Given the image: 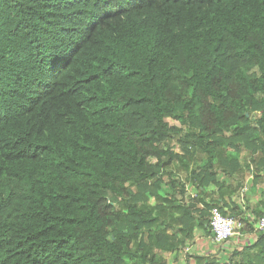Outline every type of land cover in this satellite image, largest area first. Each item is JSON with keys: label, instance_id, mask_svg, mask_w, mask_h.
Here are the masks:
<instances>
[{"label": "trees", "instance_id": "16d2710c", "mask_svg": "<svg viewBox=\"0 0 264 264\" xmlns=\"http://www.w3.org/2000/svg\"><path fill=\"white\" fill-rule=\"evenodd\" d=\"M226 147L258 183L264 0H0V264H181L180 176ZM254 236L185 259L264 264Z\"/></svg>", "mask_w": 264, "mask_h": 264}, {"label": "crops", "instance_id": "0c3cea01", "mask_svg": "<svg viewBox=\"0 0 264 264\" xmlns=\"http://www.w3.org/2000/svg\"><path fill=\"white\" fill-rule=\"evenodd\" d=\"M175 152L184 154L183 151L177 144H174ZM223 164L222 161L216 164L213 161V170H207L210 174V178L205 185L199 180L192 181L188 176L191 169H195L197 172L200 167H203V158L201 152H198L194 157L197 159L202 156V161H196L189 165V170L186 168L183 174H181V180H184L185 185V198L194 197L196 203V212H194L195 218H200V216L206 217V214L200 212L199 210H207L212 206L218 207L224 214H237L248 219L250 223H254L255 218L259 216L260 212L264 213V170L259 171L260 180L258 183L253 184V173L251 169H242L240 167L241 156L237 158V161H233V155H236V151L230 147L224 149ZM193 157V158H194ZM205 159V158H204ZM249 163V157L244 158ZM239 161V163H237ZM240 168H238V167ZM251 167V166H250ZM188 178V179H187ZM215 178V181L211 179ZM198 210V211H197ZM261 216V215H260ZM200 223H202V218H200ZM209 214L207 215L206 225L200 226L195 229L194 236L195 243L194 250L198 255H207L209 253H214L216 249V243L212 240L209 235ZM255 241V236L253 232H249L244 236L243 244L238 247L239 249ZM189 248V245L186 246Z\"/></svg>", "mask_w": 264, "mask_h": 264}, {"label": "built area", "instance_id": "2783aa9c", "mask_svg": "<svg viewBox=\"0 0 264 264\" xmlns=\"http://www.w3.org/2000/svg\"><path fill=\"white\" fill-rule=\"evenodd\" d=\"M245 225L246 223L239 215L223 214L216 206H212L209 210V229L215 243H227L240 247L243 244L244 236L249 233L245 231ZM253 228L254 232L256 230L264 231V216H260L254 221ZM185 250L187 251L189 248L186 247Z\"/></svg>", "mask_w": 264, "mask_h": 264}, {"label": "rangeland", "instance_id": "374dc122", "mask_svg": "<svg viewBox=\"0 0 264 264\" xmlns=\"http://www.w3.org/2000/svg\"><path fill=\"white\" fill-rule=\"evenodd\" d=\"M196 237V236H195ZM195 237L193 238V242L196 240ZM195 243V242H194ZM216 245V250H218L219 248H222L223 245H219L218 243L215 244ZM194 245H189V250H185L183 249V251L181 252V254L179 255V258H177V262L181 263V264H189L187 262V260L185 259V255H187L188 253H195V251L193 252L194 250ZM165 256L168 258L169 261L172 260V255H167L165 254Z\"/></svg>", "mask_w": 264, "mask_h": 264}]
</instances>
